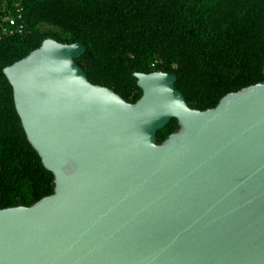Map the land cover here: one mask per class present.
<instances>
[{"label": "water", "instance_id": "obj_1", "mask_svg": "<svg viewBox=\"0 0 264 264\" xmlns=\"http://www.w3.org/2000/svg\"><path fill=\"white\" fill-rule=\"evenodd\" d=\"M85 52L46 38L3 70L55 187L0 209V264H264V81L200 110L176 74L134 72L128 102Z\"/></svg>", "mask_w": 264, "mask_h": 264}, {"label": "trees", "instance_id": "obj_2", "mask_svg": "<svg viewBox=\"0 0 264 264\" xmlns=\"http://www.w3.org/2000/svg\"><path fill=\"white\" fill-rule=\"evenodd\" d=\"M4 1L20 4L26 28L0 40V209L54 192V176L27 138L3 72L46 38L84 43L76 61L90 81L128 102L142 96L134 72L176 74L175 87L200 110L264 81V0ZM2 15L0 32L9 27ZM178 127L173 118L158 141Z\"/></svg>", "mask_w": 264, "mask_h": 264}, {"label": "built area", "instance_id": "obj_3", "mask_svg": "<svg viewBox=\"0 0 264 264\" xmlns=\"http://www.w3.org/2000/svg\"><path fill=\"white\" fill-rule=\"evenodd\" d=\"M2 4L0 3V15L4 13L1 17L4 21L8 22L9 27H4L1 30L0 40L5 34L15 35L17 33H22L26 28V23L22 14L23 8L20 4L15 3L10 6L7 1H4Z\"/></svg>", "mask_w": 264, "mask_h": 264}]
</instances>
